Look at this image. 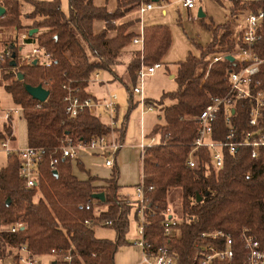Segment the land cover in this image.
Masks as SVG:
<instances>
[{"label": "trees", "instance_id": "16d2710c", "mask_svg": "<svg viewBox=\"0 0 264 264\" xmlns=\"http://www.w3.org/2000/svg\"><path fill=\"white\" fill-rule=\"evenodd\" d=\"M230 1L231 12L236 13L238 2ZM142 2L150 0H118L117 8L110 11L107 6H96L94 0H69V13L66 14L61 0H0V7L6 9L5 16L0 18V28L37 30L28 42H37L54 55L50 67L22 65L23 81L6 87L14 104L25 111L29 146L42 150L44 161L40 167L39 189H24L19 177L21 162L16 154L0 167V222L2 225H25L17 234L0 235L2 256L12 255L16 249L27 245L35 256L48 255L52 250L70 253L72 264H115L118 250L130 245L127 235L135 206L120 194L119 169L113 168V177L106 186H95V178L80 181L72 174L70 161L62 158L60 148L66 139L74 144L90 142L111 132L108 123L88 112L80 114L76 122L69 121L65 114V86L78 90L82 99L89 96L85 90L91 77L111 70L123 55L122 50L132 45L136 38L131 29L138 20L120 21ZM24 4L32 7L26 15L32 23L30 26L22 23ZM96 21L104 23L99 33L94 30ZM144 32V64H162L172 46L170 28L167 25L147 26ZM213 33L206 47L194 44L200 52L199 58L190 54L178 64V89L165 93L159 101H147L148 105L163 110L165 124L157 127H162L170 138L166 145L146 149L142 160L144 183L154 188L148 193L150 210L146 220L149 224L145 233L156 249L169 244L177 264H197L200 252L195 243L204 233L223 232L232 237L233 264H247L242 240L244 231L264 250V162L252 159L249 150L240 149L234 155L227 153L223 167L216 170L209 153L204 150L197 157L195 168L188 165L198 131L193 119L210 104L211 98L229 91L228 71L234 67L229 61H221L208 70L212 58L231 53L236 47L229 22L214 29ZM14 44V41L8 44L12 48L11 57L15 53L18 59V47ZM141 59V52L135 51L128 66L132 86L125 85L130 103ZM6 65L10 67V58ZM26 86H43L50 96L41 103L29 95ZM167 100L174 103L165 106ZM239 113L237 108L235 123L247 129V109ZM217 126L222 133L227 131L223 118ZM11 133L12 127L5 125L0 140ZM116 133L123 142L125 127L120 126ZM55 159L58 164L53 168L51 164ZM174 188L183 191L184 221L172 224L176 236H166V218L162 212L168 207V192ZM96 194H104L105 201L94 199ZM88 206L91 210H87ZM100 206L106 209L97 214L96 208ZM135 218L138 219L137 207ZM87 220H94V224L87 226ZM97 226L113 229L114 240L97 238Z\"/></svg>", "mask_w": 264, "mask_h": 264}, {"label": "built area", "instance_id": "2783aa9c", "mask_svg": "<svg viewBox=\"0 0 264 264\" xmlns=\"http://www.w3.org/2000/svg\"><path fill=\"white\" fill-rule=\"evenodd\" d=\"M239 8L236 13H231L229 21L234 23L237 33L232 36L236 47L231 53L212 58L211 66L221 61H228L229 57L234 58L231 62L234 67L228 71L229 91L219 97H213L210 104L203 112L194 117L197 125V137L191 146L188 165L195 168L197 157L205 150L209 153L212 166L219 170L223 167L226 154L234 155L240 149L249 150L250 156L254 160L264 162V0H235ZM183 7L189 11L196 7L194 0H183ZM154 9V3H142L137 13L143 21L144 15ZM0 28V35H1ZM31 36L28 30H22L18 41L20 46L30 47V52L23 57L13 59L10 46L0 53V84L5 88L12 86L19 81L20 67L24 64H40L44 67H50L54 61L53 53L37 42L30 41ZM133 43L140 46L141 52H144L145 32L141 25L138 36ZM19 45V43H18ZM17 44L14 46L19 47ZM16 57V56H15ZM8 58L11 63L16 65L8 67L6 65ZM141 68L138 75L139 84L133 88L136 97L135 105L142 109V114L153 110V106L148 105L144 95L145 80L153 76L162 66L155 64L147 66L142 57ZM209 75L207 72L205 78ZM99 75L96 74V79ZM67 94L65 97V114L68 120L76 122L80 114L88 112L103 119V115L108 118V124L111 132L108 135L93 139L90 142H79L74 144L66 139L60 148L63 159H68L75 164L81 152H89L93 155L105 159V165L108 168H114L115 159L122 150L124 144L118 138L116 130L120 127L118 119V96L109 94L107 98L98 100L95 97L88 96L82 99L79 91L65 86ZM240 113L244 108L247 109L248 120L247 129L241 128L239 123H235L234 116L236 110ZM223 118L227 131L222 133L218 128V121ZM15 119L25 120V111L22 107L3 108L0 104V132L4 130L5 125L12 127V133L5 139L0 140V160L4 157L6 160L16 154L21 162L19 177L24 183V189H39L40 167L44 161L43 151L27 146L24 149H14V122ZM170 135L164 133L162 127H156L154 131L145 132L142 128V160L146 149L166 145ZM58 164V159L53 160L52 167ZM2 165H0L1 167ZM153 186L146 187L144 176L136 189V205L138 208L139 223L138 231L140 238L136 240L133 246L139 248L142 252L140 264H177V257L171 246L166 244L159 248H154L152 243L146 238V228L148 221L146 213L150 210V200L148 193L153 191ZM91 210V206L87 207ZM171 209L166 208L162 215L166 218L164 222L165 235L176 236L175 229L172 227ZM86 225L91 227L94 220H87ZM110 225V223H103ZM102 225V224H101ZM23 223L12 225H2L0 222V235L17 234L24 230ZM244 248L247 252V264H264V250L258 241L249 235L246 231L242 234ZM199 250L200 257L197 264H233L235 252L234 241L232 237L223 232L204 233L195 243ZM79 257V256H78ZM72 264L73 256L70 253L52 250L48 255L35 256L27 245L16 249L12 255L2 256L0 254V264Z\"/></svg>", "mask_w": 264, "mask_h": 264}, {"label": "rangeland", "instance_id": "374dc122", "mask_svg": "<svg viewBox=\"0 0 264 264\" xmlns=\"http://www.w3.org/2000/svg\"><path fill=\"white\" fill-rule=\"evenodd\" d=\"M182 1L183 0H165L160 4H154V9L147 12L144 16V25L146 27L155 24H165L170 28L172 34V46L163 60L162 68L157 70L156 74L147 77L145 80L144 92L146 94V97L152 101H159L165 93L175 92L178 89L179 85L176 81V78H172L177 76L178 64L180 62H184L190 54L199 58L200 52L196 49L194 44L197 43L202 45L203 47H206L213 38V30L219 29V27L228 22L230 18V0H194L196 7L191 11L183 7ZM61 6L62 10L66 14H68L69 0H61ZM111 6L112 5L110 1L109 8L108 6L107 8H115ZM138 7L135 8V10H137ZM135 10L130 15L131 19L140 20L141 17L137 12H135ZM31 11L32 7L28 4H24L22 8V23L24 26H30L32 24L31 21L26 17V15ZM163 12H166V14L164 15ZM200 12L204 14L203 18L199 17ZM129 20L123 19L121 22ZM95 30L99 31V24L95 26ZM1 32L0 49L2 47L3 50H5V47L9 46L8 44L13 41H15L14 43L17 42L18 45L17 37L19 38L21 30L16 31L13 28H3L1 29ZM236 33L237 29L234 30V34ZM219 35H221V32L219 33ZM29 49V46H25L23 50L27 52ZM134 52L135 51L131 52V54L133 55ZM24 55L19 54L20 57H23ZM119 59H122L121 61H123L124 58H122L121 56V58ZM121 64L122 68L119 71V75L122 76L121 78L127 80L129 65L125 67L124 61ZM199 69L198 70L200 72L201 68L199 67ZM98 74L100 76L101 82L103 83H98L100 80L99 78L96 79V74H94L89 81L90 84L87 91L98 99H103L109 93L116 94L118 96V104L120 105V117L125 118L126 116H128V129L125 138L127 144L126 146H131L126 148V150L123 152L124 154L121 157L120 155L122 154V152L119 155L117 168L119 169V178L123 186L121 193L125 195V197H127L135 206L130 217V230L127 235L128 241L130 243L129 247H132L134 242L140 238V234L138 231V221L135 218L136 203L134 196L136 195V184L139 185L142 181V168L140 159L138 157V161H135L137 150L135 148L132 149V146H134L132 142L140 140V132L142 127L144 129L147 128V131H149L152 128L151 126L153 125L165 124V119L161 107H153L152 111L147 112V115L145 116V119L141 124L139 119V107L133 106L132 102L130 103V94L126 90V85L121 84L117 80H114V75L111 74L110 71H100L98 72ZM95 80L98 82L96 83ZM125 84L132 86L130 82H126ZM173 103V101L167 100L165 102V106H169ZM0 104L5 108L13 105L11 95L6 91L5 87L2 84H0ZM103 121H108L106 115H103ZM14 133L16 135V144L14 146L20 149L26 148L27 127L23 119L15 120ZM5 161L6 159L3 157L0 160V165L5 163ZM84 162L87 168H89L91 172L96 176L104 178L106 176L109 177L112 175L111 170L113 169L109 170V168L105 167L104 160H101L99 158H85ZM73 166L75 167L77 166V164H73ZM109 171H111V175ZM76 173L78 174L79 171L76 170ZM181 195V190L177 189L175 191H172L167 196L168 208L171 209L170 216L172 217L173 223L180 224L184 221ZM105 209V206L97 207L96 213L99 214ZM95 233L97 238L100 239L114 240L115 238L114 230L108 227L97 226L95 228Z\"/></svg>", "mask_w": 264, "mask_h": 264}, {"label": "crops", "instance_id": "0c3cea01", "mask_svg": "<svg viewBox=\"0 0 264 264\" xmlns=\"http://www.w3.org/2000/svg\"><path fill=\"white\" fill-rule=\"evenodd\" d=\"M110 1H111V7H115V8H113V9H109L110 11H114L116 8H117V5H118V0H94V3H95V5L96 6H99V7H103V6H108V8H109V4H110ZM151 2V1H150ZM231 2V1H230ZM142 3H147V2H142ZM141 3V4H142ZM149 3V2H148ZM231 9H232V3L230 4V16H231ZM134 12V11H133ZM132 12V13H133ZM135 12H137V10H135ZM132 13H130V14H128L124 19L125 20H129V19H131V14ZM163 14L165 15L166 14V12H163ZM146 15V14H145ZM144 15V16H145ZM131 20H138V24L136 25V26H134L132 29H131V31L132 32H134V33H136V37L138 36V34H139V32H140V29H141V25H143V27H144V30H145V25H144V17H143V21L141 20H139V19H131ZM131 20H129V21H131ZM122 21V20H121ZM120 21V22H121ZM125 22H128V21H125ZM229 23H230V25H231V31H232V36L234 35V30H235V25H234V23H232L231 21H228ZM97 24H99V31H96L95 30V26L97 25ZM155 25H165V24H155ZM155 25H152V26H155ZM103 28H104V23L103 22H101V21H96L95 23H94V30H95V32L96 33H99V32H101L102 30H103ZM24 30H26V29H24ZM29 32H31L30 30H28ZM114 34H112V36H113ZM17 39H18V37H17ZM231 39H232V37H231ZM134 41V40H133ZM15 42V41H14ZM18 43H19V41H18ZM15 44H17V42L15 43ZM0 46H1V42H0ZM19 47H18V57H19V54H21V55H24V54H26V53H29L30 52V49L27 51V52H25L23 49L25 48V47H22V46H20V45H18ZM131 47H133V48H131ZM145 47V46H144ZM12 49V48H11ZM3 48L1 47V49H0V53H2L3 51ZM133 51H140L141 52V48H140V46H138V45H135L134 43H132V45H130V46H127L126 48H124L123 50H122V53H123V55H122V58H124L123 59V61H124V63H125V67L126 66H128L129 65V63L131 62V60H132V58H133V55L131 54V52H133ZM141 55H142V57H143V54H142V52H141ZM121 58V57H120ZM122 59H119V60H117V64L116 65H113L112 67H111V70H109L110 72H111V74H113L114 75V80H117V81H119L121 84H124L125 85V83L126 82H129V78L127 79V80H125V79H123V78H121L122 76H120L119 75V71H120V69L122 68V62L123 61H121ZM142 60V59H141ZM144 60V59H143ZM230 62V61H229ZM163 64V63H162ZM162 64H160L161 66H162ZM13 67V66H12ZM162 68V67H161ZM159 70V69H158ZM157 72V71H156ZM156 74V73H155ZM99 75V74H98ZM172 78H176V77H172ZM99 80H100V76H99ZM113 80V79H112ZM96 81V80H95ZM110 81H111V79H110ZM110 81H108V82H110ZM98 81H96V83H97ZM98 83H103V82H101V80L98 82ZM90 84V83H89ZM89 84H88V86H89ZM139 84V82L137 81V84H136V86ZM88 86H87V88H86V93L89 95V96H92V97H94L92 94H90L88 91H87V89H88ZM145 87V86H144ZM134 88V87H133ZM6 89V88H5ZM144 90H145V88H144ZM133 91V90H132ZM110 94V93H109ZM108 94V95H109ZM107 95V96H108ZM144 95H145V99H146V101H148L149 99L146 97V94H145V92H144ZM107 96L106 97H104L103 99H105V98H107ZM12 97V96H11ZM96 99H98L97 97H95ZM135 98V99H134ZM103 99H98V100H103ZM13 100V99H12ZM131 100H132V105L133 106H137V107H139L138 105H135V101L137 100L136 99V97L134 96V93L132 92V95H131ZM149 101H152V100H149ZM17 105H15L14 104V102H13V105L12 106H10V107H7V108H12V107H16ZM154 107V106H153ZM3 108H5V107H3ZM139 110H140V113H139V119H140V122H141V124L143 123V120L145 119V116L147 115V113H145V114H142V109H141V107H139ZM118 119H119V124H120V126H124L125 127V130H126V135H127V129H128V116H126L125 118H121L120 117V105H119V108H118ZM16 120V119H15ZM103 120V119H102ZM25 121V123H26V127H27V122H26V119L24 120ZM106 123H108L107 121H106ZM161 125V124H160ZM158 125H153V126H151L152 128L149 130L150 132L151 131H154L155 130V128L157 127ZM143 128V127H142ZM145 130V132H149V131H147V128L146 129H144ZM149 132V133H150ZM126 135H125V137H126ZM119 138V137H118ZM141 140H142V129H141V132H140V140H136V141H134V142H132L133 143V145L134 146H132V149L133 148H135L136 150H137V154L135 155L136 157H135V161H138V157H139V159H140V163H141V168H142V170H141V179H142V175H143V165H142V148H141ZM129 143V142H128ZM16 144V135H15V133H14V142H13V147H14V149H20V148H16L14 145ZM123 144H124V146H123V148H122V150L119 152V154L117 155V157H116V159H115V166L117 167L118 166V159H119V155L121 154V152H122V154L120 155V157L124 154L123 152L126 150V148H128V147H130V146H126L127 144H126V138H124V140H123ZM27 146H29V144H28V131H27ZM26 146V147H27ZM131 149V150H132ZM138 155V156H137ZM85 158H93V159H97V158H99V159H101V160H104V165H105V159L104 158H102V157H100V156H96V155H93V154H91V153H89V152H81L80 153V155H79V157H78V160H77V162L75 163V164H77V166H73V164H72V167H71V172H72V174L78 179V180H80V181H87L88 179H90V178H95V179H97L96 180V182H94V185L95 186H106V185H108V183H107V181H109L110 179H112V177H113V172H114V170H111L112 171V175H111V171H109L110 172V175L111 176H109V177H104V178H101V177H99V176H96V175H94L92 172H91V170L89 169V168H87V166H86V164H85V162H84V159ZM6 159V158H5ZM7 164V160L5 161V163H3L2 164V166H5ZM114 166V167H115ZM105 167H106V165H105ZM108 168V167H107ZM110 169H112V168H109V170ZM76 170H78L79 171V173L77 174L76 173ZM120 174V173H119ZM119 185H120V194H121V196L122 197H124V198H126V199H128L127 197H125V195H123L122 193H121V191H122V184H121V180H120V178H119ZM137 186H138V184H136V186H135V188L137 189ZM135 189V190H136ZM177 189H180L181 190V193H182V195H181V197L183 196V191H182V189L181 188H174V189H171L169 192H168V195L172 192V191H175V190H177ZM134 198H135V196H134ZM129 200V199H128ZM135 203H136V199H135ZM167 204H168V202H167ZM136 207H137V205H136ZM138 209V208H137ZM137 221H138V223H139V215H138V219H137ZM110 240V239H109ZM42 257H44V256H42ZM141 258H142V252H141V250L139 249V248H137V247H135V246H132V247H129V246H123V247H121L119 250H118V252H117V254H116V256H115V264H140L141 263Z\"/></svg>", "mask_w": 264, "mask_h": 264}, {"label": "water", "instance_id": "95a60500", "mask_svg": "<svg viewBox=\"0 0 264 264\" xmlns=\"http://www.w3.org/2000/svg\"><path fill=\"white\" fill-rule=\"evenodd\" d=\"M150 1L154 4H160L161 2H163L165 0H150ZM5 14H6V9L4 7H0V18L4 17ZM199 17L203 18L204 14L202 12H200ZM37 32H38L37 30H32L30 32V36L32 37ZM14 58H15V54L13 55V59ZM228 61L234 62V58L229 57ZM34 64L36 65V62ZM15 65H16L15 62L11 63V66H13V67ZM18 79H19V81H23L24 77L21 73L19 74ZM26 90L32 98H34L35 100H37L41 103L46 102L50 96V92L48 90H46L43 86H38V87L26 86ZM94 199L104 202L105 201V195L104 194H96L94 196ZM198 201H201V197L198 198Z\"/></svg>", "mask_w": 264, "mask_h": 264}]
</instances>
